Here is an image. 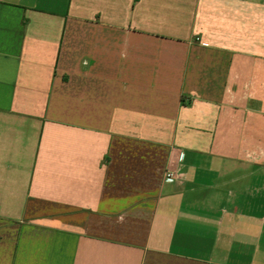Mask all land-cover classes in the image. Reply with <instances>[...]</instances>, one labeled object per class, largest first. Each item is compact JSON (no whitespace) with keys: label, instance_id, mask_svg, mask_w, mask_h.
<instances>
[{"label":"crops","instance_id":"0c3cea01","mask_svg":"<svg viewBox=\"0 0 264 264\" xmlns=\"http://www.w3.org/2000/svg\"><path fill=\"white\" fill-rule=\"evenodd\" d=\"M0 264H264V0H0Z\"/></svg>","mask_w":264,"mask_h":264},{"label":"built area","instance_id":"2783aa9c","mask_svg":"<svg viewBox=\"0 0 264 264\" xmlns=\"http://www.w3.org/2000/svg\"><path fill=\"white\" fill-rule=\"evenodd\" d=\"M174 177H175L174 172H170V171H168V172L166 173V179H167V180H172Z\"/></svg>","mask_w":264,"mask_h":264}]
</instances>
